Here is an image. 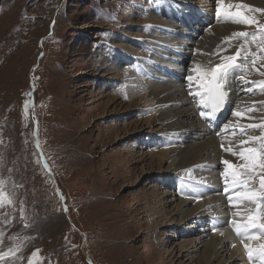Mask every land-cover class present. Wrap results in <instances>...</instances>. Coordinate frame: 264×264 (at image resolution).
Wrapping results in <instances>:
<instances>
[{
    "label": "rangeland",
    "instance_id": "374dc122",
    "mask_svg": "<svg viewBox=\"0 0 264 264\" xmlns=\"http://www.w3.org/2000/svg\"><path fill=\"white\" fill-rule=\"evenodd\" d=\"M193 2L202 7L198 16L204 22L198 17L186 21L208 29L223 24L215 21V0ZM149 3L0 0V264H200L205 256L204 243L214 229L205 224L204 234L200 219L210 210L184 211L198 200L182 198L168 184L179 172L176 159L165 155L158 162V147L169 152L181 145L159 143L162 136L171 137L154 122L157 111L148 103L147 78L114 57V51L126 49L139 67L136 58L144 57L134 53H140L135 48L140 51L147 36L143 30L151 40L174 43L163 38L165 18L156 16L152 5L148 14ZM248 14L264 24V13ZM151 20L160 23L145 22ZM258 28L242 29L251 34ZM156 31L163 40L155 38ZM188 46L183 50L192 54ZM251 51H258L255 45ZM149 56L153 62L158 57ZM248 65L260 79L264 61ZM186 71L189 66L182 77ZM259 92L248 90L247 109L264 99ZM260 107L259 102L255 111L245 113L252 123L258 117L255 123L264 121ZM191 127L184 135L194 142L211 136L198 138ZM183 199L189 201L184 209L178 202ZM56 217L61 221L52 227ZM225 240L224 249L201 264H248L244 251L235 253Z\"/></svg>",
    "mask_w": 264,
    "mask_h": 264
},
{
    "label": "bare ground",
    "instance_id": "6f19581e",
    "mask_svg": "<svg viewBox=\"0 0 264 264\" xmlns=\"http://www.w3.org/2000/svg\"><path fill=\"white\" fill-rule=\"evenodd\" d=\"M200 1L209 2L210 0H200ZM238 2L248 4L249 6L264 8V0H234V1H227L226 4L228 3L234 4ZM201 8L202 7L197 6L193 2V0H154L152 4V9L155 11L161 10L164 14L167 13L169 16V20H167L165 24L166 27L162 28L164 33L163 38L165 40L174 41V43H170V44L161 43L160 45L158 44L155 47L154 51L152 52L153 56L154 53L156 55L161 56L158 62V66H154L153 61H152L153 65H147L145 60L139 58L138 56L136 60H139L137 61V65H139V69H141L142 72L148 77L147 78L148 90L146 96L149 98L148 103L152 102L154 111H157V119H154V122H159V124H163V129L166 130V133H168V135H171L168 137H172V135L175 136L181 135V138L179 139L181 146H178L179 148L170 146L172 148H170L169 152L167 149L166 152V150L163 147L157 146L158 147L157 154L159 155L158 162L162 163L163 158L166 157L165 155H169L170 157L176 159L175 168L180 172L177 183L181 181L182 178L191 179L190 186L194 184V186L197 187L198 185H200V183H195L193 180L194 178L202 181V183L206 182L212 184V186H217L221 189L220 193L210 191L207 192L206 194H202L199 197L198 202H194L195 203L194 207H190V208L185 207L187 209H184L183 207L186 204L187 205L189 204V201L186 199H183V201L182 200L178 201L180 202L179 206L180 207L183 206L182 209H184V211L188 210V212L192 215L199 213L201 209L210 210L209 217H216L217 216L216 213L219 212L216 205L219 206L220 208L225 206V208L228 209L227 200H228V196L231 195V190L229 194L223 195L224 185H221L219 183L220 177H218L220 173L223 172V169L222 168L218 169V166L222 165L221 161L223 159L231 160L234 164L240 163V161L238 160V157L233 156L225 151H222L220 143L216 140V138L213 135L209 136L205 141H199V142H194L193 141L194 138L190 136L186 137L184 135V130L186 129V126L188 124H192L191 127L193 129L192 131L198 136V138L202 134L210 135V132L208 128L205 125H203L198 119L196 102L194 100L192 101V98L188 97V91L186 90L184 83L169 79L170 77L168 76L169 74L168 67L169 66L171 68L175 67L178 73L179 72L182 73L183 71L187 70V66L178 65L176 61L171 60V56L172 58H177V59L186 56L188 52H186L183 49L187 45H189L188 47L191 48V53L192 54L194 53V55L189 64L190 71H188L189 72L188 75H192L193 80L188 83V86L193 88L194 86L198 85V81L196 80V73L194 69L196 67H204V68L215 67V65L220 62L222 56L235 54L236 49L240 47V45L242 44V39L236 40L233 37V33L246 31L245 30L246 28L242 29L243 28L242 24H236L231 21L221 24L220 19H215V21L219 22L221 25L218 26L212 25L211 29H208L207 28L208 26H206L208 31L205 32L204 30L205 26L200 25L202 24V22H204V20L200 21V19L202 18L198 16L201 15L202 13ZM192 17L193 18L198 17L200 23L198 27L197 26L195 27L196 31L192 30L194 34H191L189 32L190 27L188 28V26L186 25L188 22L186 20L191 19ZM228 20L229 19L226 17L225 21ZM179 22L181 23V25H178ZM182 24H185L186 27H181ZM245 26L248 27V25ZM143 29H151V28L138 27V31L139 30L142 31ZM143 32L146 33L145 30H143ZM196 32H199L200 34H204L201 40L198 39L197 41H195L194 39L187 40L185 38V35H189V37L190 35L194 36ZM141 35L142 34H138L134 36L136 42L137 41L139 42ZM227 36H231V37H227ZM250 39L251 37L249 36V41ZM176 44H178L177 45L178 47L174 48L173 45ZM253 46L254 45H251L250 50H252ZM135 50H137V52H141V50L138 51V48H135ZM126 54H127L126 49H122L120 51H114V55H115L114 57H117L116 60L118 62L123 61L122 56H125ZM240 65L243 67L247 65L248 71L245 72L244 77H249L250 80L252 81V79H254L253 75L255 73V70L251 68L248 65V63H245L243 61L240 62ZM236 74H237V70H236ZM234 75L235 74L233 72L229 73V75L226 76L225 81L228 79V77H233ZM252 88L255 89V86H252ZM245 90L248 91L247 89ZM256 90H259V88L256 87ZM247 94L245 96L246 101L249 99V95ZM236 95L237 94L235 93L234 96ZM248 115L249 114H247V117H250ZM171 116H176V120L175 121L170 120ZM251 118L243 122L244 119H238L233 115L231 117V122L232 121L236 122V124L239 125H247L252 123ZM147 123L149 124L151 123V118L147 119ZM237 130L238 131L235 137V142L236 144H239L240 140L247 138V135H249L250 131L247 130V135L240 134V136H238V133L240 131L239 129ZM259 130L260 129H256L253 135H260ZM166 142L169 143V140L167 139ZM229 146H230L229 144H226V148ZM211 154L214 156L212 159L210 158L212 157ZM208 164L210 169L214 170L213 173L205 172V168L208 166ZM221 169L222 171L220 172ZM186 182H188V180H186ZM205 217L206 215H202L200 220L204 219ZM57 218L58 217L52 219L51 221L52 227L59 225L58 222H60L61 220ZM194 218L196 217H192L191 219ZM206 224L208 225V228L210 227L215 229L214 226L208 223ZM191 227L192 226L190 224L187 225V228H191ZM219 233H223V236H225V239H227L228 241H231V239L235 236L234 233L226 231L225 229L219 230L212 234H210L209 232L210 237H208V239L205 240L204 243L205 248L203 250L206 257L203 256L199 260L200 264L202 263V261H204L207 258V256H212L214 253L215 256H217L219 250L224 249L223 247H225L226 244L223 245L222 243L223 241L226 240L220 237ZM190 241L193 242L194 240H190ZM220 244L222 245L221 248H219V246H221ZM234 251L236 253L243 250L236 247L234 248ZM206 260L208 261V259ZM205 263L206 262H204V264Z\"/></svg>",
    "mask_w": 264,
    "mask_h": 264
},
{
    "label": "snow or ice",
    "instance_id": "6c2138e0",
    "mask_svg": "<svg viewBox=\"0 0 264 264\" xmlns=\"http://www.w3.org/2000/svg\"><path fill=\"white\" fill-rule=\"evenodd\" d=\"M215 15L217 18L227 17L231 22L242 25H258V33H248L240 31L233 33L236 40L244 39L233 55L222 56L220 62L212 68L196 67V80L198 81L199 90L193 95L200 97L199 103L207 111H200L199 114L205 120L210 119L221 109V106L226 102L224 81L230 70L240 66L241 61H249L251 65L257 63V59L264 61V24H260L255 15L248 13H264V9L253 8L245 3H228L225 0H215ZM251 37L250 41L247 40ZM251 45H255L258 50L251 51ZM247 67V65H245ZM264 75V73H261ZM239 79L244 84L251 83L258 87L261 93H264V81L250 82L243 75ZM188 81L193 80V76L187 77ZM250 92L253 88L248 89ZM190 94L191 89H189ZM264 103V102H261ZM256 106L245 109L244 111H236L233 113L238 119H250L245 115L246 112L255 111ZM241 135H247V130L260 129V135H247L246 139L239 141L238 150L231 146L225 148L221 144L222 151L230 153L238 157L240 163L234 164L231 160L223 159V172L221 173L224 180L223 191L228 196L231 206L239 207V204H233V201L254 205V208L247 209V216L243 222H237L235 219L229 222L233 226V230L237 236L246 238L252 241L264 239V121L260 123H250L247 125L237 126ZM235 132V128H234ZM247 145V146H246ZM46 166V165H45ZM258 180V189L254 187ZM4 193L0 191V198H3ZM236 215H240L239 212ZM253 230H257L254 232ZM244 247L248 258L251 260L254 257L264 262V243H260L259 247H252L245 243ZM36 253H33L35 256ZM31 264V261L29 262Z\"/></svg>",
    "mask_w": 264,
    "mask_h": 264
},
{
    "label": "water",
    "instance_id": "95a60500",
    "mask_svg": "<svg viewBox=\"0 0 264 264\" xmlns=\"http://www.w3.org/2000/svg\"><path fill=\"white\" fill-rule=\"evenodd\" d=\"M43 160H44V162H46L44 157H43Z\"/></svg>",
    "mask_w": 264,
    "mask_h": 264
}]
</instances>
